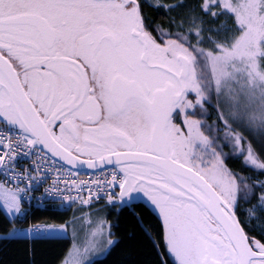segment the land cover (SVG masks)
<instances>
[{
	"label": "snow or ice",
	"instance_id": "1",
	"mask_svg": "<svg viewBox=\"0 0 264 264\" xmlns=\"http://www.w3.org/2000/svg\"><path fill=\"white\" fill-rule=\"evenodd\" d=\"M125 210L132 264H264V0H0V243L98 264Z\"/></svg>",
	"mask_w": 264,
	"mask_h": 264
},
{
	"label": "trees",
	"instance_id": "2",
	"mask_svg": "<svg viewBox=\"0 0 264 264\" xmlns=\"http://www.w3.org/2000/svg\"><path fill=\"white\" fill-rule=\"evenodd\" d=\"M233 166L239 167V164ZM68 215H71V213L43 210L35 212V218L47 219L50 222H60ZM109 219L114 225L113 230L121 238V242L109 255L99 258L98 264H132V261L136 259V253L141 254L142 257L150 255L147 241L143 238L130 210H125L118 217L115 214H110ZM151 223L155 226L157 221L151 219ZM130 235H134V238L130 239ZM69 243V239L37 242V260L43 261L44 264H50L66 250ZM24 247L25 245L22 243H0V261H3V264H19L24 259ZM129 252L133 253L132 257H129Z\"/></svg>",
	"mask_w": 264,
	"mask_h": 264
},
{
	"label": "rangeland",
	"instance_id": "3",
	"mask_svg": "<svg viewBox=\"0 0 264 264\" xmlns=\"http://www.w3.org/2000/svg\"><path fill=\"white\" fill-rule=\"evenodd\" d=\"M93 218H95V215H93ZM83 227H84V229H88V228L92 227V225H87V224H86V225H84Z\"/></svg>",
	"mask_w": 264,
	"mask_h": 264
},
{
	"label": "built area",
	"instance_id": "4",
	"mask_svg": "<svg viewBox=\"0 0 264 264\" xmlns=\"http://www.w3.org/2000/svg\"><path fill=\"white\" fill-rule=\"evenodd\" d=\"M48 207H51V206H48Z\"/></svg>",
	"mask_w": 264,
	"mask_h": 264
}]
</instances>
